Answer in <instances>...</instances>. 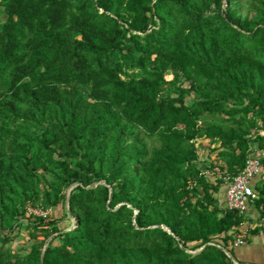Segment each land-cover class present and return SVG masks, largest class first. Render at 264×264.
Segmentation results:
<instances>
[{"label":"trees","instance_id":"obj_1","mask_svg":"<svg viewBox=\"0 0 264 264\" xmlns=\"http://www.w3.org/2000/svg\"><path fill=\"white\" fill-rule=\"evenodd\" d=\"M240 1L0 0V228L24 220L34 240L22 254L0 234V264H231L246 218L217 197L251 144L264 154V0L252 20L222 9ZM168 73L189 86L171 96ZM199 139L218 145L213 183ZM67 189L53 244L27 211ZM254 190L244 243L264 230Z\"/></svg>","mask_w":264,"mask_h":264},{"label":"rangeland","instance_id":"obj_2","mask_svg":"<svg viewBox=\"0 0 264 264\" xmlns=\"http://www.w3.org/2000/svg\"><path fill=\"white\" fill-rule=\"evenodd\" d=\"M250 4H251V0H242L238 3H233L229 5L224 4L222 9L224 11L225 10L232 11L234 13V16L237 18H240V19L248 18L249 20H252L254 18V13L250 9ZM209 11H211V8L209 9ZM1 18H3V15L0 13V19ZM165 78L167 81H169L166 85V92L169 93L171 96L177 95L176 88L178 86L187 88L190 84L189 81H186L185 79L181 78L176 81L175 85H173L171 82L173 77L170 73H168ZM201 124L203 126L207 124H217V125H222L225 128H229L232 126V123L229 121H226L225 116L223 115H206L203 118ZM16 126L17 125L12 126L11 129L13 131H16L18 129ZM257 134L264 138L263 130L259 131ZM255 135H256L255 131L251 130L247 138L253 140ZM146 140L149 143V145L156 144V142L153 139L146 138ZM21 142H24V140ZM7 143L9 146V142ZM197 145H198V153H199L201 162H203L202 160H205L206 158H210L212 163L215 164V167H211V170H208L206 168L203 169L207 180L213 183L215 182V179L219 177L220 173L218 169H219V166L222 165V160L218 156H216V153L218 152V149H217L218 145L215 142L207 143V141L203 139L197 140ZM250 150H251L250 152L252 155H256L260 159V162L264 161V156H263L264 154L260 152L259 150H257V145L255 143L251 144ZM47 180L50 181L51 179L47 177ZM257 180L264 181V165L263 164H262V175ZM45 187H46L45 184L43 183L40 184V188L42 191L45 190ZM69 189L63 192L65 195L64 201H61V202L56 203L55 205L49 206L47 210H44L41 205H38V207L36 206L33 208H29L27 211V214L32 213L34 214V216H37L36 214L39 212H44L46 213V215L37 216V217H41L45 224H49V222H53V224H49L48 226L50 228L51 227L55 228L56 232L49 236V238L47 239V242L49 240H52L53 244H55L57 242L56 234L60 230H65L74 221V218L68 211V207L66 203V197L68 195ZM221 196H222V192L219 193L217 197L218 200L221 199ZM244 216L246 218V222L239 228V230L242 232L241 235H239L240 238L244 236L243 232L247 230H251L255 228V226H261L262 224V221L258 219V211L254 208H251ZM29 223L31 222L29 221ZM12 224L14 225V228L12 231H10L9 228H0V234L1 235L8 234L10 238H13L9 242L8 245L11 247L12 250L19 251L20 253L23 254L28 250L30 245L34 242V240L31 239V235H30L31 231L27 227L28 222L24 220L13 219L11 221V226ZM261 231H264V230H261ZM242 250H245V249L243 247H241V249L233 248V250L231 251L233 258L237 257L238 259H240V257L237 254L238 252H242ZM226 255L230 257V254L228 252H226ZM230 260H231V264H235L234 259L231 258Z\"/></svg>","mask_w":264,"mask_h":264},{"label":"built area","instance_id":"obj_3","mask_svg":"<svg viewBox=\"0 0 264 264\" xmlns=\"http://www.w3.org/2000/svg\"><path fill=\"white\" fill-rule=\"evenodd\" d=\"M262 175V165L256 155H251L246 160L242 171L237 173L230 181L223 185L220 205L226 210L236 211L245 215L254 206L257 194L254 190L258 178ZM37 216H44L46 213L39 212ZM244 242L237 238L233 247L242 246ZM219 247L216 244H213Z\"/></svg>","mask_w":264,"mask_h":264},{"label":"crops","instance_id":"obj_4","mask_svg":"<svg viewBox=\"0 0 264 264\" xmlns=\"http://www.w3.org/2000/svg\"><path fill=\"white\" fill-rule=\"evenodd\" d=\"M241 247L245 250L238 252L237 255L240 259L232 257L235 262L244 264H264V231H260L257 235L251 237L248 243H244L242 246H234L236 249H241Z\"/></svg>","mask_w":264,"mask_h":264},{"label":"water","instance_id":"obj_5","mask_svg":"<svg viewBox=\"0 0 264 264\" xmlns=\"http://www.w3.org/2000/svg\"><path fill=\"white\" fill-rule=\"evenodd\" d=\"M235 264H242V263L235 262Z\"/></svg>","mask_w":264,"mask_h":264}]
</instances>
